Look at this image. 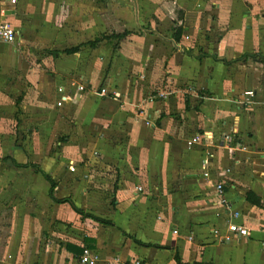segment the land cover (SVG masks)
Masks as SVG:
<instances>
[{
  "label": "crops",
  "instance_id": "0c3cea01",
  "mask_svg": "<svg viewBox=\"0 0 264 264\" xmlns=\"http://www.w3.org/2000/svg\"><path fill=\"white\" fill-rule=\"evenodd\" d=\"M86 1L0 0L22 30L66 15L67 39H30L78 47L50 68L0 52L17 113L0 115V264H83L85 247L95 264H264V0H98L137 16L98 41L68 17Z\"/></svg>",
  "mask_w": 264,
  "mask_h": 264
},
{
  "label": "rangeland",
  "instance_id": "374dc122",
  "mask_svg": "<svg viewBox=\"0 0 264 264\" xmlns=\"http://www.w3.org/2000/svg\"><path fill=\"white\" fill-rule=\"evenodd\" d=\"M95 1V2H94ZM88 4L85 5L87 8H90V10L86 11L85 9L79 8L78 10H75L74 12L71 10L70 16L75 19L74 29L77 36H86L84 40H97L101 37L103 38H110L111 36H115L116 34H119L117 32H123L127 28H132L134 25L133 23L137 21V16L135 12L133 11H115V10H108L106 12L97 10V2L98 0H87ZM113 5H111L112 7ZM29 11V10H28ZM65 18V19H64ZM62 19V20H61ZM87 20L89 22H87ZM12 21V20H11ZM52 20L47 19H41L39 17H26L25 24L27 26V29L21 28V25L16 22V26L19 29V40L16 43L9 44V43H2L0 42V52L4 53H12L13 51H25L28 54V60L29 62L34 66H46L47 68H50L51 66V53H54L55 50H58V48L62 51H67L71 49L69 47L72 43H64L62 45L56 46L52 42H46V43H37L34 42L33 39H30L31 36L34 34H38L41 30V32L44 33L43 38L52 40L51 37L47 34L49 31L47 30L48 25H52L50 23ZM13 22V21H12ZM91 22V23H90ZM42 23V24H41ZM58 25L54 24L52 27H58L63 31L65 29L64 26H70V21L68 20L67 16L64 15L63 18L60 17L59 21L57 22ZM100 23H102V26H100ZM89 24V25H85ZM68 26V27H69ZM100 26V27H99ZM136 29V28H135ZM27 30V31H26ZM175 30V28H174ZM37 32V33H36ZM68 30L65 29L64 34L62 35L63 38L67 39ZM51 34V33H50ZM61 36V37H62ZM82 45V44H81ZM56 46V47H55ZM57 48V49H56ZM66 48V49H65ZM65 49V50H64ZM48 54V56H47ZM43 57H38V56ZM45 56V58H44ZM38 58V59H37ZM42 58V59H39ZM104 83V81H102ZM17 96H20V92L17 93ZM12 108H8L6 106L0 107V115L1 118H14L13 123L11 125H14V122H17V113H12ZM6 110L8 113L7 115H3L2 113ZM16 108H14V111ZM4 140L0 141V145ZM5 167L3 165H0V175H2L4 172ZM96 173L95 171H91ZM2 182H0V187L2 186Z\"/></svg>",
  "mask_w": 264,
  "mask_h": 264
},
{
  "label": "built area",
  "instance_id": "2783aa9c",
  "mask_svg": "<svg viewBox=\"0 0 264 264\" xmlns=\"http://www.w3.org/2000/svg\"><path fill=\"white\" fill-rule=\"evenodd\" d=\"M19 38H20L19 29L17 28L14 22H12L10 19L0 20V42L13 44V43H16L19 40ZM77 88L79 90L83 89L82 86H78ZM59 91L62 92L63 94L64 88L63 87L59 88ZM100 91L101 93H104V94H107L108 92H110L109 88L106 87L105 85L100 87ZM246 94L250 97H253L255 95V92L253 90H250V91H246ZM68 97L69 95L67 96L63 94L57 104L59 106L62 105L63 101H65ZM225 140H232L231 134H227L225 137ZM196 141H197V138L194 137L191 141H189V144H192ZM243 148L245 149L246 147L243 146ZM94 153L98 155V151H95ZM139 189H142V188H139ZM216 189L218 190V192H223V189H224L223 184L218 183L216 185ZM238 215L239 214L235 212L232 215V217L237 218ZM229 231L232 235H237L241 237H247L250 234V231L246 226L241 225L233 220L229 224ZM80 258L83 264H95L97 260L99 259V256L96 252H93L91 248L85 247L83 249V252ZM132 264H141V263L139 261H134Z\"/></svg>",
  "mask_w": 264,
  "mask_h": 264
},
{
  "label": "trees",
  "instance_id": "16d2710c",
  "mask_svg": "<svg viewBox=\"0 0 264 264\" xmlns=\"http://www.w3.org/2000/svg\"><path fill=\"white\" fill-rule=\"evenodd\" d=\"M130 33V31H128V30H125L122 34L123 35H127V34H129ZM175 33H176V38H177V40H179V38H180V36H181V34H182V28L181 27H179V26H177V27H175ZM120 36L121 35V33H119V34H116L115 36ZM99 40V39H98ZM95 41H97V40H95ZM76 49H78V47H76V48H71V49H69V50H67L68 52H74V51H76ZM248 197L249 198H251V195L250 194H248ZM60 202H63V201H68V199H61V200H59ZM253 201L254 202H259L257 199H253ZM71 204H72V206L77 210V211H80L76 206H75V204H74V202H71ZM82 252H83V249H82Z\"/></svg>",
  "mask_w": 264,
  "mask_h": 264
}]
</instances>
